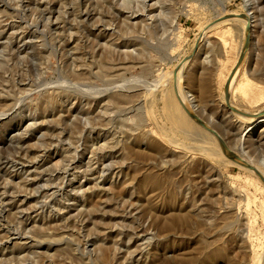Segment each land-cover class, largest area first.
Segmentation results:
<instances>
[{
  "label": "rangeland",
  "instance_id": "obj_1",
  "mask_svg": "<svg viewBox=\"0 0 264 264\" xmlns=\"http://www.w3.org/2000/svg\"><path fill=\"white\" fill-rule=\"evenodd\" d=\"M3 1L12 10L3 8L0 0V12L15 16L9 24H39L44 30L48 17L34 10L21 13L19 0ZM252 1L258 21L227 103L225 84L239 59L245 25L232 21L217 26L231 21L225 20L228 13L245 17V0H149L146 7L136 4L123 10L118 19L113 10L129 0H46L53 8L46 22H51L48 31L56 45L50 37L47 47L38 39L20 58L7 52L0 60V111L9 114L17 100L34 110L46 99L40 115L26 113V120H14V137L29 138L28 151L49 150L41 169L19 175L0 171V194L6 188L9 198L25 202L29 214L23 217L13 210L10 227L0 222V244L10 247L2 250L5 263L138 264L140 257L142 264L264 263V181L237 167L224 151L230 149L237 161L259 169L264 177V123L247 142V120L233 109L252 116L264 112V98L252 104L237 90L245 81L264 93V0ZM86 12L95 16L85 21L80 15ZM225 30L229 35L221 34ZM223 37L229 39L231 51ZM160 75L175 80L149 89ZM179 75L182 90L196 106L192 112L219 138L182 109ZM42 80L54 88L40 93L35 85ZM121 88L132 98L103 95L120 94ZM49 111L53 113L46 114ZM247 119L260 122L264 117ZM0 120L2 163L17 157L15 149L22 145L11 141L10 120ZM52 138L62 143L49 148ZM104 159L113 170L99 178ZM79 164L82 168L75 170ZM88 167L94 171L85 177ZM69 175L71 180L78 175L72 183L77 191H65L77 195V202L61 200L69 214L39 216V203ZM51 179L58 180L49 189L36 185L15 196L11 191L26 181L42 185ZM63 216L72 222L59 223ZM105 224L116 235L110 242H98L102 254L95 261L94 242ZM22 233L31 242H19ZM135 254L140 255L133 259Z\"/></svg>",
  "mask_w": 264,
  "mask_h": 264
},
{
  "label": "bare ground",
  "instance_id": "obj_2",
  "mask_svg": "<svg viewBox=\"0 0 264 264\" xmlns=\"http://www.w3.org/2000/svg\"><path fill=\"white\" fill-rule=\"evenodd\" d=\"M84 1H86V0H84ZM148 1L149 0H142V1L129 0V4L122 6L120 10H118V9L113 10L114 11V17L116 19L121 18L122 16H124L123 10H130L136 4H140L144 7H146L147 6L146 4ZM245 1H246L247 9H248L245 17L238 16V15L232 14V13H228V17L231 18V21H225V22H223L224 24L217 26V27H221V26L226 25L227 23H230L232 21L233 22H239V21L244 22L245 37H244V41H243V44H242V47L240 50L239 59L241 56L244 55V53L246 51L247 52L245 53V55L249 52L248 47L244 51V45L247 41V37L249 38L250 29L254 28V25L258 21V18L255 16V12H254V9H255L254 2L252 0H245ZM18 2H19L18 6L21 8V10H20L21 13L29 12L28 10H34L42 18L46 19L48 17L46 19L48 21H49L50 17L52 16L53 8L47 7L46 0H35V1L34 0H19ZM49 2H50V6H51L52 5L51 1H49ZM2 4H4L3 8L8 9V10H12L11 4H9V2L2 0ZM144 9H145L144 11L146 12V8H144ZM72 13H68V24L67 25H69V23H70L69 19H70V16H72ZM0 15H1L0 23H8L3 27H1V25H0V60L6 55L7 52H9L11 54L12 58H20L22 55L29 52L28 50L33 48V45H31V44L35 40H38V39H42V41H43L42 43H45L46 44L45 47H47L49 40H47L46 37H50L48 28H49V23H51V22L47 23L46 20H45V22H43L44 25L42 28H44V30L40 29L39 24H32V25L25 26V27L19 26L16 28L13 24H9V23H12V22H10V19L15 18V16L8 15V14L1 13V12H0ZM47 15H49V16H47ZM81 15H80V17L84 18L85 21H90L91 18H93L95 16V15H92L88 12L83 13ZM133 16H134V14L131 13V19ZM17 17H19V16H17ZM135 18H137V17H135ZM20 19H22V23H26L23 18H20ZM125 19L128 20L127 18H125ZM66 21H65V23H66ZM229 33L230 32L225 30V32H222L221 34L224 36H227V35H229ZM100 38H105V37L103 36V34H101ZM223 38L225 39L226 37H223ZM3 41H6L7 44L3 43ZM50 41H52L56 45L55 39L51 38ZM224 42H225L226 47L230 46L229 49L231 51L232 48H231V43H229V39L228 38L225 39ZM51 50H54V49H51ZM245 55H244V58H245ZM239 59H238V61H239ZM238 61H237V63L235 62V64L233 65V70L231 71L230 76L232 75V73H234L236 66L238 64ZM175 75H176V73H174V77H175ZM173 79L174 78L171 76L166 77V76L160 75L157 81L151 83V85H148V88L152 89V90H158V89L164 88V87L168 86L172 82ZM234 82H235V80H233L231 88L233 87ZM174 84H175V81H174ZM28 86L31 88L33 87L31 85H28ZM144 87H146V85H144ZM35 88L39 89L40 93L45 94V93H48L50 91V89L54 88V86L49 84L48 81L42 80V81H40V83H37L35 85ZM148 88L146 87V89H148ZM177 88H178V92H179V95H180L181 100H182V104L179 102L182 109L184 110L185 113H188L191 120L196 123L197 121H199V119L197 118V115H195L192 112V108H194L196 106H192L193 101L190 98L191 97V95H189L190 93L186 94V92L184 90H182L181 75H179L177 78ZM253 88H252V86L247 84L245 81L244 82L242 81L241 84L239 85V87L237 88V90L246 94L249 102H252V104L257 103V105H259V104H261V101L264 98V93L262 91H260L259 89H253ZM131 90H133V89H131ZM126 92L128 93L129 91H126L123 88H121L120 94L113 95V93H115V92H107V93H104L103 95H108V97L110 96V99L111 98L114 99L116 96L123 98V100L132 98L130 96L124 95V94H127ZM224 93L226 96V84H225ZM56 97L59 100L61 95L57 94ZM226 98H227V96H226ZM45 102H46V99H43L42 102H40L36 105V108L34 110H31L30 107L25 105L22 100H17L14 104L15 109L13 111H11L9 114H6L4 111H0V119L5 117L6 120H10V122H9L10 123V131H11V134L13 135V137H11V141L13 143L15 142L17 145H22L20 148L15 149L16 154H18L17 157L10 159V160L7 159V160L3 161L2 163H0V171H4V172L10 173V174H12L11 171H17L19 173L16 175H19V174H22L24 172L29 173L31 168L38 170V169H41V167L45 166V165H43V164H45V161L42 159L47 157V154H49L48 148H45L46 151H43V152L37 151V153H34V150L31 149V151H28L25 148V144H27L29 138H27V137L23 138L22 134H17L14 137L15 133L18 131V127L15 126L14 120L17 119L18 117H22L23 120H26V117H25L26 113H28L29 117H32V116L35 117V116L40 115L42 113L41 108L43 107ZM233 109H235V108H233ZM49 113H53V111H49L46 114H49ZM241 119L247 120L248 129L244 132L243 138H244V140L247 139V142H250V140L252 139V133L257 131L258 127H260V125H261V122L264 123V120H262L260 122H257L256 120L249 122L246 117L245 118L242 117ZM249 119L252 120L251 118H249ZM179 120L182 124H185L184 119L179 118ZM32 127H34V126H32ZM26 131H29V130L26 129ZM63 132H65V131H63ZM221 140H222V138H221ZM61 143H62V141L52 138L50 141V144H49V148L52 146L54 147L56 145H60ZM30 148H33V146ZM224 151L226 152L228 157L234 161L233 163L237 164V167H239L241 169H245L247 171L249 170L252 174L256 175L260 180L264 181V177H263V175L259 169L254 168L252 165H245L244 163L237 161L235 153L230 151V149H224ZM29 154H30V156H33V157H30ZM95 155H96V158L98 157L97 160L99 162L100 156L99 155L97 156V154H95ZM78 163H80V161H78ZM80 165H82V164H79L78 166H76L75 170L81 169L82 167ZM260 165H262L264 167V161H262V163ZM110 170H113V167L108 165L106 162V159H104L102 165L99 168V171L97 172V174H98L99 178H103L105 173L109 172ZM92 171H94V170H91V167H88L87 169H85V172H87L85 177L92 176V174H93ZM70 176L71 175L67 176L66 180H65V178H63L62 180L56 179V180L60 181V183H57L58 184V187H57L58 190L54 191L51 195H49L47 200H42L44 202L39 203V205H38L39 207L36 210L37 212L38 211L41 212V214L38 213L39 216L42 217V216L47 215L48 217L53 218L54 215L60 216L61 213H67L66 211L69 210V208H68V206L63 205V203L61 202L62 199H68V200H66L67 202H70V201L77 202V198H78L77 195L73 198V197H71L72 194H68L65 192L69 188H71V191L73 193H75L77 191V189L76 190L72 189V187H73L72 183H73V180L78 178V175H72V178H73L72 180L69 179ZM56 180H54V179L46 180L43 182L42 185H40V183L35 184V183H33V181L30 182L31 181L30 180L29 182L26 181L25 185L21 186L17 191H13L12 189H11V191L13 193V196H15V195H20V193L22 191L26 190V188L33 187L36 185L39 186L41 190L49 189L53 185L52 183H54ZM213 183H215V181H213L211 184H213ZM207 185H209V182L207 183ZM64 193H66V195ZM7 195H8V191L6 190V188H4L0 194V202H1L0 222L6 221L7 225L10 227V225L8 224V216L13 210H16L17 214L21 215L23 217H29V214H28V211H26L24 209V203H25L24 201H21V200L16 201L17 197L11 199ZM58 195L61 197L58 198ZM81 199H83V198H81ZM36 211L33 209V211L31 213L36 212ZM67 214H69V213H67ZM127 217L128 216H125V218H127ZM66 218H67L66 216L59 217L58 222L59 223H61V222L62 223H70V221L72 222V219H68V218L66 219ZM83 221H84V219L82 220V222ZM109 229H110V224H105L103 228H98V231L100 232L99 233L100 236H96V240L94 242V245H95V248H94L95 261H98L101 257V254H102V251L99 250L101 245L99 246L98 242L99 241L100 242L101 241H105V242L109 241L110 242V239H112V237L114 235H116L113 231H110ZM7 231L9 232L11 230H9V228H7ZM1 233H2V230L0 229V234ZM24 235H26V234L22 233L21 236H19L18 240H19V242H22L24 240L25 244H27V242H29L30 239L22 238ZM99 238H100V240H99ZM2 245L3 246H1V244H0V264H7L3 260L4 253L2 250H3V247L6 249H9L10 247L5 246V244H2ZM15 246L19 247L20 250L22 249V247H21L22 245H20L18 243L17 244L15 243ZM139 255L138 254L133 255V259H134V256L138 257ZM136 262L138 264H142L143 260L140 257L138 260H136Z\"/></svg>",
  "mask_w": 264,
  "mask_h": 264
},
{
  "label": "water",
  "instance_id": "obj_3",
  "mask_svg": "<svg viewBox=\"0 0 264 264\" xmlns=\"http://www.w3.org/2000/svg\"><path fill=\"white\" fill-rule=\"evenodd\" d=\"M244 17V16H242ZM231 18L230 17H227L225 20H230ZM250 40H251V29H250V34H249V38L247 37V41L244 45V51L247 49V47L249 48V44H250ZM247 52V51H246ZM245 52V53H246ZM244 53V55H245ZM244 55L240 57L239 61H238V64L236 66V69L234 71V73H232V75L229 77L227 83H226V100H227V103H229V88H230V84H231V81L232 79L234 78V76L237 74V71L239 69V67L241 66V64L243 63V60H244ZM179 100V99H178ZM179 102L182 104L181 100H179ZM234 111L242 116V117H258V118H262L264 117V112L260 113L259 115L257 116H252V115H248L247 113H242L240 111H237L236 109H234ZM188 114V113H187ZM189 115V114H188ZM190 117V116H189ZM196 124L200 127H202L203 129L207 130L208 132H210L211 134H213L216 138H219V135L213 131L210 127H208L207 125L203 124L200 120L196 122Z\"/></svg>",
  "mask_w": 264,
  "mask_h": 264
},
{
  "label": "crops",
  "instance_id": "obj_4",
  "mask_svg": "<svg viewBox=\"0 0 264 264\" xmlns=\"http://www.w3.org/2000/svg\"><path fill=\"white\" fill-rule=\"evenodd\" d=\"M197 46H198V45H197ZM197 46H196V47H197ZM196 47H195V48H196ZM203 64L205 65V63H203ZM204 85H206V81H203L202 86H204ZM204 89H206V88H204Z\"/></svg>",
  "mask_w": 264,
  "mask_h": 264
}]
</instances>
